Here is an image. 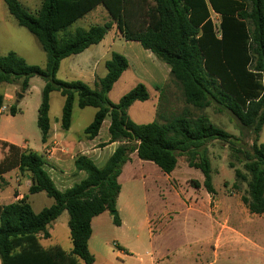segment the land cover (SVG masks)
Here are the masks:
<instances>
[{"label": "trees", "instance_id": "16d2710c", "mask_svg": "<svg viewBox=\"0 0 264 264\" xmlns=\"http://www.w3.org/2000/svg\"><path fill=\"white\" fill-rule=\"evenodd\" d=\"M9 14L27 29L46 54V66L28 64L14 52L0 54V84L17 85L24 93L29 80L39 77L45 85L37 110L41 142L48 148L51 135L50 94L64 99L59 118L60 129L71 125L74 103L79 108L95 109L84 134L95 138L109 118V144L119 142L101 167L78 155L73 166L84 178L59 190L45 169L43 155L0 141L4 156L0 177L17 169L30 180L29 194L44 192L54 203L35 213L27 195L7 205L0 204V264H94L88 241L93 218L116 211L120 193L118 177L130 156L150 162L164 174L177 166L184 156L190 168L203 175L200 185L208 194L214 192L209 160L202 152L210 140L226 141L229 135L206 118L191 121L185 116L170 120L134 123L127 114L134 102L149 99L142 83L125 93L117 103L108 99L114 83L127 70L125 56L112 52L105 62L106 74L96 77L91 88L82 81L56 78L60 62L98 44L115 24L125 41L138 42L169 68L173 81L181 87L186 104L207 108L212 104L231 112L240 124L255 134L251 153L244 154V170H235V183L247 186L241 202L253 215L264 214V143L258 134L264 126V0H41L35 15L26 11L19 0H3ZM101 5L109 20L88 28L76 22ZM219 17L218 24L211 14ZM4 96L0 95V108ZM10 115L17 113L15 107ZM1 115V113H0ZM68 213L71 249L44 247L40 239H49L48 225L62 212ZM113 223L120 225L118 215Z\"/></svg>", "mask_w": 264, "mask_h": 264}, {"label": "rangeland", "instance_id": "374dc122", "mask_svg": "<svg viewBox=\"0 0 264 264\" xmlns=\"http://www.w3.org/2000/svg\"><path fill=\"white\" fill-rule=\"evenodd\" d=\"M19 2L32 15L36 14L41 4V0ZM211 19L215 23L219 21L213 14ZM107 20L109 19L104 17L98 18L103 23ZM90 22L85 17L74 26L87 28ZM135 45L117 49V53H125L123 56L128 60L130 68L121 83L108 96L111 102H117L125 90L142 82L147 87L149 101L141 106L134 104L128 110V117L134 123L147 124L155 120L161 123L177 116H185L191 121L204 117L225 131L229 138L227 142L207 141L203 147L202 152L210 163L214 188V192L210 194L213 203L207 213L204 210L199 211L200 199L207 195L205 188H195L192 184L197 181L202 185L203 175L199 170L190 168L184 156L178 157L173 175V181L178 185L170 192L165 187V174L154 164L140 160L133 153V160L120 181L121 191L115 211L122 225L113 223L112 212H105L92 220V235L88 247L94 256V264H264V214H250L241 202V196L247 195L245 183H240L238 189L233 187L236 181L235 170L246 174L244 154L251 153L255 140L253 130L243 127L231 112L215 104L203 109L186 104L181 87L171 78L168 66L155 56L149 55L140 44ZM8 52L16 53L30 65L41 69L46 66V54L38 40L26 28L17 24L4 1L0 0V54L5 55ZM65 65L66 61L56 76L62 81L66 80ZM165 84L167 90L159 99L155 116L153 105L157 102L158 90ZM44 85L43 79L33 77L29 80L28 90L21 93L17 85L0 84V95H5L2 107H7L0 115V133L4 138L20 145L25 144L29 151L38 155H42L44 150L37 126V110ZM19 94L22 95L21 98H18ZM11 106L17 110L14 116L9 113ZM62 106L63 97L58 92H52L49 110L52 123L61 115ZM141 110H146L147 115L144 116ZM94 113V108H79L75 103L69 135L72 138H83L84 129L92 122ZM108 123L109 119H106L100 138L108 136ZM257 143H264V126L258 134ZM108 156L109 153L104 152L103 157L94 164L101 167ZM75 172L76 176L80 175ZM84 176L82 172V176L74 184ZM54 180L56 187L62 191L55 176ZM27 185H30V180L25 173L18 170L6 178H0L1 203L15 202L16 194L27 195V202L35 213L54 203L44 192L29 194ZM185 189L188 193H195L192 199L197 201L199 209H188L191 201L188 194L184 193ZM68 219V213L64 211L50 223V238H41V245L59 246L69 251L71 241ZM222 225L236 230L239 234L221 230ZM217 237L221 238V242L215 248Z\"/></svg>", "mask_w": 264, "mask_h": 264}, {"label": "crops", "instance_id": "0c3cea01", "mask_svg": "<svg viewBox=\"0 0 264 264\" xmlns=\"http://www.w3.org/2000/svg\"><path fill=\"white\" fill-rule=\"evenodd\" d=\"M85 17H87L88 20L91 21L90 25H96L95 23H103V22L98 21L99 17L100 18L104 17L105 19H107V18L109 19L107 11L101 5L96 6L91 12L86 14L83 18H85ZM137 43L138 42L125 41L122 38L121 34L119 33L118 29L116 28V25L113 24L111 29L107 32V34L104 36V38L98 44L91 46L90 48L84 50L83 52H81L79 54L71 55V56L63 59L60 62V66H59L58 71L61 69L63 62L66 61V65L64 66L66 80H64V81H77V80H79V81H82L83 83L87 84L89 87L93 88L95 78L96 77L102 78L105 76V74H106L105 62L110 59L111 53L117 52L118 51L117 49H120V48L125 49L128 46L134 47V46H136L135 44H137ZM121 54L125 55L124 52ZM148 54L150 55L151 53L148 52ZM129 68L130 67L128 66L127 70H125L122 73V75L120 76V78L114 83L112 89L108 93V96L111 94L113 89L121 83V80H122L124 74H126V72L129 70ZM58 71H57V73H58ZM57 73H56V76H57ZM138 83H142V82H138ZM137 84H135L134 86H136ZM134 86H131V88H128V90H125V92H123V94L121 96H123L124 93H127L129 90H131ZM144 86H146V85H144ZM166 90H167L166 84L158 90L159 95L157 98V102L153 105L155 116L157 115V109H158L157 106H158L159 99H160L162 93H165ZM167 92L169 94L170 90H168ZM4 97H5V95H4ZM8 97H10V96H8ZM120 98L121 97H119V99ZM148 101H149V99L147 101H144V102L137 101V102H134L132 104V106L134 104H136V105L139 104V106H141L143 104H146V102H148ZM63 102H64V99H63ZM114 102L117 103L116 101H114ZM132 106H130V108ZM141 112H143L144 116L147 115L146 110H141ZM59 118H60V116L57 117L53 123L51 122V135H50V139L48 141V148L45 149V146L43 145V147H44L43 154H44V158L46 161V165H45L46 171L48 172L49 176L51 177V179L53 180L55 185L57 183L54 180V176L57 180H59L60 185L62 186V191H63L65 189L71 187L74 184V181L78 177L82 176V172H79L80 175L76 176V172H75L76 170L73 166V161L78 155H84V156L90 158L95 163V161H98L99 159H101L103 157L104 152H105V154L109 153V156H110L113 153V151L115 150V148L120 143L114 142V143L109 144L108 127H109L110 121H109L108 125L106 126V131H107L108 136L100 138V131L102 129V126H103L104 122L106 121V119H109V118H106L104 120V122L100 128L99 134L93 139H89L85 134H84L85 136L83 138H72L69 135L70 128L67 131H62L60 129ZM71 122H72V118H71ZM70 127H71V125H70ZM0 141H5V142L11 143V144L23 149V150H28L26 148L25 144L20 145V144L14 142L13 140H10L8 138H4L1 133H0ZM1 151L2 150L0 149V161L2 160V158L4 156V154H2ZM132 160H133L132 156H130V161L127 162L123 166L121 174L118 177V183L119 184H120V181L122 179L123 174L128 169ZM16 171H17V169H14L10 172H7V173L3 174L0 178H6L10 173L16 172ZM173 175H174V171L171 172L170 174H165V187L167 189H169L170 192L178 185V183H175L173 181ZM162 176L164 177V175H162ZM173 184L175 186H173ZM28 187H29V185H27V187H26L27 190H28ZM120 191H121V186H120ZM184 193L188 194L189 201H191L190 205L188 206V209L191 211L200 208L199 211L204 210L207 213L210 204L213 203L212 197L210 196V194L207 193L205 198L203 197L202 199H200V207L197 208L198 207L197 201L192 199V196H195V193H188L187 189L184 190ZM22 196H25V195L16 194V198H15L16 201L20 200L22 198ZM119 196H120V193H119L118 198L116 200V205H117ZM1 199L2 198L0 197V204L1 205L10 204V203L2 204ZM104 213H102V214H104ZM102 214H100V215H102ZM121 225H122V221L120 220L119 226H121ZM91 226H92V222H91ZM221 230H227L228 232H230L232 234L233 233L239 234L236 230H234V229H232L226 225H222ZM220 242H221V238L217 237L215 239V245H216L215 248H218L220 246Z\"/></svg>", "mask_w": 264, "mask_h": 264}, {"label": "built area", "instance_id": "2783aa9c", "mask_svg": "<svg viewBox=\"0 0 264 264\" xmlns=\"http://www.w3.org/2000/svg\"><path fill=\"white\" fill-rule=\"evenodd\" d=\"M213 15H215L216 17H218V15L217 14H215V13H212ZM219 18V17H218ZM213 20V19H212ZM214 22V21H213ZM215 23V22H214ZM216 24H218V22L216 23ZM7 110V107H5V106H3V107H1L0 108V113L2 114L3 112H5Z\"/></svg>", "mask_w": 264, "mask_h": 264}, {"label": "water", "instance_id": "95a60500", "mask_svg": "<svg viewBox=\"0 0 264 264\" xmlns=\"http://www.w3.org/2000/svg\"><path fill=\"white\" fill-rule=\"evenodd\" d=\"M21 97H22V95L19 94V95H18V98H21ZM111 214H112V216H115L117 213H116L115 211H113Z\"/></svg>", "mask_w": 264, "mask_h": 264}]
</instances>
